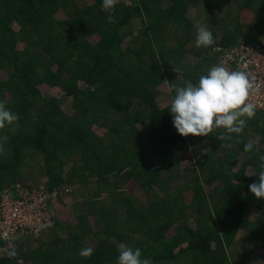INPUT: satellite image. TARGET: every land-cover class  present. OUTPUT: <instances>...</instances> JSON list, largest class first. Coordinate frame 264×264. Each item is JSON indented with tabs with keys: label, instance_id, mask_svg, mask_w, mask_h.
Here are the masks:
<instances>
[{
	"label": "trees",
	"instance_id": "16d2710c",
	"mask_svg": "<svg viewBox=\"0 0 264 264\" xmlns=\"http://www.w3.org/2000/svg\"><path fill=\"white\" fill-rule=\"evenodd\" d=\"M59 8L64 18L54 17ZM133 20L140 27L123 46ZM198 26L225 48L239 38L255 42L264 36V0H116L111 11L102 0H0V69L7 72L0 100L19 117L0 129V200L18 182L35 184L24 165L38 152L32 168L41 183L70 189L52 207H77L74 223L55 217L35 239L19 242L15 257L0 238V264H117L121 244L139 247L153 264H264V198L248 189L264 154V112L231 141L219 140L223 128L195 141L177 133L168 110L173 85L197 82L216 64L218 55L195 44ZM94 33L99 39L91 42ZM39 84L71 97L72 120ZM165 92L168 102L160 100ZM196 144L183 166L181 152ZM129 180L146 204L124 189ZM212 182L219 184L209 193ZM249 203L260 210L254 219L244 217ZM83 247L92 255L80 256Z\"/></svg>",
	"mask_w": 264,
	"mask_h": 264
},
{
	"label": "clouds",
	"instance_id": "9594fccd",
	"mask_svg": "<svg viewBox=\"0 0 264 264\" xmlns=\"http://www.w3.org/2000/svg\"><path fill=\"white\" fill-rule=\"evenodd\" d=\"M116 0H102V8L114 10ZM112 22L113 16L107 17ZM215 43L213 32L205 26L195 29V44L197 47H208ZM174 96L170 108L172 124L181 136H207L213 129H224L219 140L231 141L233 133L239 134L244 130L246 121L255 116L256 105L247 102L251 84L247 74L241 70H229L223 64L211 66L206 74L199 77L197 82L185 80L182 86L173 85ZM18 114L5 106L0 100V129L6 124L18 121ZM2 139V138H0ZM253 143L244 145V150L251 151ZM259 151V149H257ZM258 180L249 184L250 193L256 198H264V154L259 158ZM94 249L83 247L79 255L89 257ZM7 255L15 257L17 252L11 248ZM117 264H153L148 257H142L139 247L132 248L121 244Z\"/></svg>",
	"mask_w": 264,
	"mask_h": 264
},
{
	"label": "built area",
	"instance_id": "2783aa9c",
	"mask_svg": "<svg viewBox=\"0 0 264 264\" xmlns=\"http://www.w3.org/2000/svg\"><path fill=\"white\" fill-rule=\"evenodd\" d=\"M207 48L210 56L218 55L216 64H223L229 70L238 69L247 74L251 84L247 102L255 104L258 111L264 112V36L255 42L239 38L229 48L215 43ZM193 140L197 141V138L193 136ZM69 193V188L50 190L41 182L33 186L16 183L12 191L6 190L1 194L0 238L15 250L22 240L35 239L44 229L52 226L54 218L57 217L52 200L56 197H67ZM18 264L33 263L19 258Z\"/></svg>",
	"mask_w": 264,
	"mask_h": 264
},
{
	"label": "rangeland",
	"instance_id": "374dc122",
	"mask_svg": "<svg viewBox=\"0 0 264 264\" xmlns=\"http://www.w3.org/2000/svg\"><path fill=\"white\" fill-rule=\"evenodd\" d=\"M93 0H84V2L87 3H91ZM54 17L61 19L65 17V12L59 8L55 13H54ZM243 24L247 25L249 24L248 22L252 21V12L251 11H245V13L242 16V20ZM15 28H18L17 24H14ZM140 27V22L138 20H133L130 24L128 28H125V30H128L131 33H126L125 34V38L123 39L122 45L126 46L128 44V39L133 36L137 29ZM99 39V35L94 33L90 36L89 40L91 42H96ZM7 77V72L5 71V69H0V80H3ZM82 85V83H81ZM39 89L41 91V93L43 95H47V96H55L59 98V105L61 107V109L67 114V117H69L71 120L74 118L75 116V111L72 108V106L70 105V101H71V97L70 96H65L64 91L59 88V87H48L45 84H39ZM167 92H165V94H163L160 98V100H165L166 97H168V94H166ZM169 98H167L165 100V102H168ZM93 130L101 135L104 133L105 129L101 128L97 125L93 126ZM48 135H45V141L48 139ZM198 147L197 146H193L189 149H187L186 151H182L180 154V160L183 164V166H186L187 163L189 161H193L194 158L196 157V154L198 152ZM41 159V154H39L38 152L33 153L32 155L28 156L26 158V164L24 166H27V168H24L25 171L27 173L30 174V178L29 180L32 181L33 183H37V182H42L43 180H39L41 179V177H39L40 171H35L32 168V165L34 163L35 160ZM236 168V167H235ZM247 173L248 174H252V169H250L248 167L247 169ZM180 182V181H179ZM178 182V183H179ZM216 184H219L218 182H212L211 184H209L206 187V190L210 193L213 191V186H215ZM124 189L129 192L132 193L136 196L137 199H139L138 203L141 205L146 204V196L144 191L139 187V185L137 184V182L135 180H129L126 181L124 183ZM191 191L186 192L185 194V199L188 201L190 196H191ZM71 196V193H69L67 195V197L65 198H69ZM77 207L75 206H71V205H67V206H63L61 208H59V210L57 211V218L59 220H62L64 222H69V223H74L76 221V213H77ZM260 213V210L257 208L255 203H249L248 204V208L247 211L244 214V217L248 218V219H254L258 214ZM91 222L92 218L90 217ZM191 224H193L192 221H190ZM172 230H170L168 233H171ZM241 248V247H240ZM259 260L264 261V247L259 248Z\"/></svg>",
	"mask_w": 264,
	"mask_h": 264
},
{
	"label": "crops",
	"instance_id": "0c3cea01",
	"mask_svg": "<svg viewBox=\"0 0 264 264\" xmlns=\"http://www.w3.org/2000/svg\"><path fill=\"white\" fill-rule=\"evenodd\" d=\"M58 210H59V209H58ZM58 210H57V211H58Z\"/></svg>",
	"mask_w": 264,
	"mask_h": 264
}]
</instances>
